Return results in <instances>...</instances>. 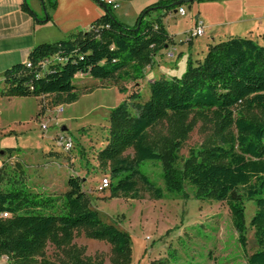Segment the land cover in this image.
<instances>
[{
    "label": "trees",
    "instance_id": "1",
    "mask_svg": "<svg viewBox=\"0 0 264 264\" xmlns=\"http://www.w3.org/2000/svg\"><path fill=\"white\" fill-rule=\"evenodd\" d=\"M97 1L105 12L88 30L36 45L27 58L31 68L25 62L7 68L2 74V94L52 95L59 104H71L80 97L75 83L80 74L98 80L144 79L147 66L171 40L164 16L202 0L159 1L143 9L133 26L119 21L111 5ZM41 4L44 20H50L48 9L56 8L57 0H41ZM24 7L36 16L26 1ZM46 60L50 62L43 68ZM149 89L147 99L134 90L110 109L106 145L96 154L98 166L110 176L104 189H109L111 198L138 200L148 194L159 200L166 191L187 197L188 184L199 200L227 203L243 249L248 240L245 201L252 200L256 212L250 226L258 249L248 256L247 264H264V42L231 36L211 43L203 58H188L181 76L155 79ZM254 109L259 115L251 114ZM192 114L212 119L216 130L212 140L191 150L179 167L178 153ZM163 121L169 125L168 135L152 138L150 130ZM130 149L133 154L127 153ZM13 152L14 148L5 149L9 156ZM148 161L162 164L164 187L143 170ZM83 185V177L70 175L62 196L44 194L31 189L21 173L8 171L4 163L0 168V257H7L9 264H56L44 255L48 243L68 247L74 230L85 228L89 238L111 245L112 264L128 263L131 235L101 219ZM5 212L8 217L1 216ZM70 264L104 262L74 257Z\"/></svg>",
    "mask_w": 264,
    "mask_h": 264
},
{
    "label": "rangeland",
    "instance_id": "2",
    "mask_svg": "<svg viewBox=\"0 0 264 264\" xmlns=\"http://www.w3.org/2000/svg\"><path fill=\"white\" fill-rule=\"evenodd\" d=\"M236 1L243 3V0ZM255 1L262 3L260 6L255 5L256 10L264 7V0ZM120 3L123 4V1ZM191 5L192 3L184 4L187 16L175 14L166 17L165 23L173 35L171 41L174 40L173 44H176L172 47L175 57H169V50L164 51L165 48L159 51L151 65L145 69L144 79L98 80L90 75L80 74L75 79L80 94L76 102L59 104L52 95L43 99L40 98L42 96H32L27 100L23 114H18L15 110L10 116V120L17 118L18 123L13 128L14 132L7 136L8 143H11L8 148H14V152L12 156L4 155L6 169L16 175L21 173L24 181L34 191L58 196L67 191L70 175L83 177L84 190L91 199L92 208L99 213L101 219L131 235L130 261L126 264H152L158 260H166L165 264H247L248 256L258 249L254 229L250 226L256 212V205L252 200L245 201L248 240L246 249H243L227 203L199 200L188 184L185 185L187 197L183 193L172 194L166 191L165 198L159 200L148 194L138 200L111 198L109 189L100 188L102 179L110 177L100 169L96 160L97 151L105 147L108 138L110 109L122 103L134 90L140 91L142 99H147L151 81L181 76L185 72L189 58L187 54L191 48L187 39L195 26L197 13L195 7L189 8ZM116 11L120 14V19H117L125 25L133 26L136 23L138 17H133L136 12L133 6L120 5L113 9L114 14ZM201 18L205 20V17ZM211 21L218 22V17H209L205 25ZM205 28L203 36L191 38L195 58L205 56L212 43V33ZM215 29L216 43L229 38L227 33L224 34L223 27L217 26ZM82 30L86 31L88 28ZM242 34L239 36L252 35L255 39H260L264 36V28L262 32L255 29L251 33ZM262 40L264 39L260 42ZM181 52H186V55L180 57ZM37 105L39 109L35 113ZM60 105H63V110L57 112ZM239 110L240 107L237 108ZM251 114L259 115V112L254 109ZM44 123L47 124V129L42 128ZM63 126L67 127L64 131ZM215 130L216 124L212 119H199L192 114L187 121V132L178 153V166L182 167L191 150H198L209 143ZM168 133L169 125L166 121L150 130L152 138L165 137ZM60 136L72 138V150H65L58 144ZM127 153L133 154V150L130 149ZM142 168L153 181L164 187L160 162L148 161ZM87 233L85 228L75 229L70 246L57 248L48 243L44 255L56 264H70L74 257L88 262L103 261L104 264H112L111 245L91 239ZM0 264H9L7 257H0Z\"/></svg>",
    "mask_w": 264,
    "mask_h": 264
},
{
    "label": "crops",
    "instance_id": "3",
    "mask_svg": "<svg viewBox=\"0 0 264 264\" xmlns=\"http://www.w3.org/2000/svg\"><path fill=\"white\" fill-rule=\"evenodd\" d=\"M25 1L36 16L28 9H25ZM101 1L107 3L108 0ZM115 1L123 7L133 6L136 9L133 17H138L140 12L147 6L162 0H129L128 2L122 0L123 4L120 3L121 0ZM191 3L192 5L189 8L195 7L197 9L194 25L197 19L203 20L206 24L209 17H218V22L211 21L205 25L207 30H210L212 33V43L216 41L217 31L215 28L217 26L223 27L225 29L224 34L226 35L227 33L228 37L243 35L242 33H251L255 29L262 32L264 28V7L257 10L255 8V5L260 6L262 4L260 1L250 0L248 2L247 0H243V3L239 4L236 0H206L202 3H198L197 1ZM247 5H249V10ZM48 12L51 19L44 20L45 10L43 9L41 0H0V151L11 147L7 136H10L14 132L13 128L18 123L17 118L10 120V116L15 110L18 111V114H23L26 102L31 98L4 96L2 94L4 88L3 72L13 64L26 62L30 51L36 45L65 39V36L83 31L82 29L85 27L89 29L91 23L100 17L105 10L97 0H57L56 8L48 9ZM169 13L164 16L163 22L171 39H173V35L165 23V19L168 15L171 16L178 13L175 10ZM126 15H129V13H126ZM115 16L120 19V14L117 11L115 12ZM185 16H187V12ZM201 17H205V20ZM65 23H69V25ZM242 37L254 38L252 35ZM261 39H264V36L260 39L257 38L259 41ZM174 42V40H170L169 44L165 46L164 51L169 50L168 52H173L172 47L176 45L173 44ZM261 42L263 43L264 40ZM189 43L191 48L187 57H192L194 60L201 59L195 58L191 39ZM201 51L204 53L203 49ZM185 55L186 52L185 54L181 52L180 57H184ZM44 97L40 98L43 99ZM38 109L37 105L34 110L35 113L38 112ZM44 110L43 114L45 113ZM4 155L0 154V168L4 164Z\"/></svg>",
    "mask_w": 264,
    "mask_h": 264
},
{
    "label": "built area",
    "instance_id": "4",
    "mask_svg": "<svg viewBox=\"0 0 264 264\" xmlns=\"http://www.w3.org/2000/svg\"><path fill=\"white\" fill-rule=\"evenodd\" d=\"M107 4L111 5L114 9H117L119 8V3L115 0H108L107 1ZM177 13L181 16H185L186 14V10L184 7H180L178 10H177ZM205 23L203 20L201 19H197L196 23H195V26L194 28L192 29L191 33H189V38L187 39L188 41L192 38V37H195V36H203L205 34ZM167 55L169 57H174V53L173 52H167ZM50 62V60H46L43 64H42V67H46L47 64ZM26 65L31 68V62L30 61H26L25 62ZM41 75H43V72H41ZM57 112H62L63 110V105H60L57 107ZM42 128L43 129H47L48 126L47 124H42ZM57 142L58 144L62 145L64 147L65 150H72L73 149V146H74V143H73V140L71 137H66V136H60L58 137L57 139ZM109 185V179L108 177H105L104 179H102L101 181V184H100V188L101 189H104L106 187H108ZM1 216L3 217H8L9 214L8 213H2Z\"/></svg>",
    "mask_w": 264,
    "mask_h": 264
},
{
    "label": "water",
    "instance_id": "5",
    "mask_svg": "<svg viewBox=\"0 0 264 264\" xmlns=\"http://www.w3.org/2000/svg\"><path fill=\"white\" fill-rule=\"evenodd\" d=\"M175 11H177V9ZM66 128H67L66 126H63L62 130L64 131V130H66ZM0 154L4 155L5 154V150L0 151Z\"/></svg>",
    "mask_w": 264,
    "mask_h": 264
}]
</instances>
